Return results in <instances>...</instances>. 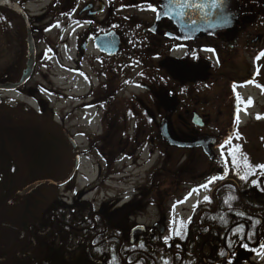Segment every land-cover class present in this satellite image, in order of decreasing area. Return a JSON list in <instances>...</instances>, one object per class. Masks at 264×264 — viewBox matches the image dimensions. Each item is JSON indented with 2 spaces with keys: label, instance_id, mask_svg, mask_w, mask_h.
I'll list each match as a JSON object with an SVG mask.
<instances>
[{
  "label": "flooded vegetation",
  "instance_id": "flooded-vegetation-1",
  "mask_svg": "<svg viewBox=\"0 0 264 264\" xmlns=\"http://www.w3.org/2000/svg\"><path fill=\"white\" fill-rule=\"evenodd\" d=\"M160 2L14 0V37L0 38V60L13 64L8 73H0V127L3 118L38 117L43 123L55 124L60 135L50 136L57 139L46 140L41 149L20 153L10 147L17 145L14 136H0V172L14 171V180L20 170L59 173L60 179L52 180L63 182L77 162L79 165L71 181L62 187L51 185L48 190L49 198L43 206L44 228L38 227L35 219L32 221L31 214H19L20 197L11 201L14 202L12 222L3 224L11 233L0 231L1 249H6L11 241L9 254L3 261L8 260L10 264H135L146 255V247L139 245L141 238L146 239V246L153 251L152 241L160 237L166 241L169 231L176 232L162 213L151 225L140 222L138 213L147 205H155L162 212L166 196L177 198L178 188L193 178L190 171L194 156L197 153L205 156L202 148H174L171 158H165L163 143L169 145L160 137L163 122H167L173 136L182 140L195 141L203 136L217 138L216 145L212 146L214 159L208 158L212 162L216 160L215 149L225 145L227 153L234 144H226V141L233 136H244L239 117L243 110L238 101H232V110L223 118L225 125L218 128L219 118L206 113L207 102L202 98L211 85L223 79L221 69L241 39L242 27L249 23L255 27L257 14L253 10L243 14L242 8L235 31L182 41L172 22L158 21ZM153 8L156 11H152ZM24 16L30 23L31 44ZM263 41V37L256 36L247 41L245 48L256 52L258 43ZM31 51L36 61L33 75L25 85L15 88L26 61L32 59ZM209 53L215 55L217 66L207 60ZM51 61H59L63 72L58 88L45 72ZM82 63L87 64L90 77L82 71ZM168 64L183 67L186 74L177 75ZM69 75L87 78L86 93L80 96L73 93ZM236 83V79L228 83L230 99L235 97ZM133 86L142 88L143 97L149 96L150 100L137 98L139 94L132 100L126 99L122 89ZM51 95L60 106L59 112L52 110ZM162 96L175 100L176 107L166 109L160 101ZM76 114L78 117H74ZM73 121L75 126H72ZM217 136L223 138L221 143ZM3 137L11 138L12 142ZM147 141L150 155L154 150L161 152L156 168L148 169L147 190L138 197H131L129 191L112 196L106 192L107 197L100 203L102 188L115 191L118 184L131 186L146 182L136 176V171L142 167ZM179 153L188 154L182 163ZM188 162L187 176L178 181L180 167ZM252 162L256 166L261 164ZM86 164L97 170V177L80 183L79 174ZM221 175L220 169L214 177ZM208 177L212 178V174ZM167 183L171 187L160 191ZM258 186L264 191V177L259 178ZM153 189L158 192L155 197H149L154 202L147 201ZM127 198L130 200L122 204ZM118 214L123 216L116 217ZM115 218L117 221L113 223ZM139 225L146 227V232L131 238L132 231ZM210 233L208 231L207 235ZM41 240L42 246L36 242ZM116 241L119 242L118 252L123 255L114 261L112 253ZM134 253L141 255L131 262ZM208 264L235 263L231 262L229 254Z\"/></svg>",
  "mask_w": 264,
  "mask_h": 264
},
{
  "label": "trees",
  "instance_id": "trees-1",
  "mask_svg": "<svg viewBox=\"0 0 264 264\" xmlns=\"http://www.w3.org/2000/svg\"><path fill=\"white\" fill-rule=\"evenodd\" d=\"M242 8L243 14L253 10L260 20L264 19V0H242ZM5 37H14V9L0 3V38ZM12 68L11 61L0 60V73H8ZM0 128V136H14V142L17 145L10 147L17 149L19 153L24 150L41 149L45 147L43 143L46 140L55 138L50 136L60 135L55 124L43 123L38 117L3 118ZM3 138L12 142L11 138ZM163 145V156L167 159L171 158L175 149L164 143ZM237 147L233 145L230 151ZM239 149L240 151L235 153L238 161L236 164L233 157L228 155L230 151L224 153L218 165L203 156L206 163L212 165L207 174H212L210 181H214L210 183V189L218 187L215 194L216 200H212L210 204L197 206L190 226L184 232L182 239L173 238L165 243L160 237L157 241H152L154 249L151 251V247L146 246V239L141 238L139 245L146 247V255L135 264H164V261H168V264H208L216 263L229 254L231 262L245 264L262 251L260 244L264 242V191L258 186V180L264 177V173L258 169L264 164L254 165L249 155L241 148ZM243 157H247V164L255 170V174H249V168L243 166L245 163ZM188 164L190 163H186L183 168L180 167L178 181L187 176ZM220 169L222 175L219 179H215L214 176H217ZM241 176H244V179H241ZM46 177L49 178V173L20 170L14 180V171L0 172V231L11 233L3 224L12 222L13 195L28 184ZM229 180L236 181L239 187L236 188L230 183L221 185L223 181ZM52 187L44 185L27 197L18 198L19 214L27 216L31 214L32 221L35 219L37 226L44 228L43 206L49 198L48 190ZM123 214H118L116 217H122ZM116 219L112 222L115 223ZM198 219H200L199 222ZM238 228H242L243 231L236 232ZM208 231L211 232L210 235H207ZM36 242L42 246V240ZM114 243L112 255L116 261L123 253L118 252L119 242ZM10 245L11 241L6 249L0 248V264H10L8 260L3 261L9 254ZM176 252L180 253L181 257L175 258ZM221 252L224 253L223 256ZM140 255V253L132 254L131 262L137 261Z\"/></svg>",
  "mask_w": 264,
  "mask_h": 264
},
{
  "label": "rangeland",
  "instance_id": "rangeland-1",
  "mask_svg": "<svg viewBox=\"0 0 264 264\" xmlns=\"http://www.w3.org/2000/svg\"><path fill=\"white\" fill-rule=\"evenodd\" d=\"M246 26H244L245 28L242 27L243 30L239 33V37L241 39L237 41L236 48L231 55L227 57L226 64L221 69L223 79L211 85L204 92L202 101L207 102V104H205V106H208L205 110L206 113H210L213 118H219L218 122L213 120L218 123V128H222L225 125L223 118L227 116L228 111L231 109L230 106L232 105V101L239 102L241 109L243 110V112L239 113V117L241 125L244 126V136H233L234 138L232 137L231 142L241 148L242 151H245L251 160L264 164V56L261 55V53H264V41L258 43V50L256 52L245 48L248 40L251 41L256 36L264 38V19L260 20L257 17L255 27H251L250 23ZM206 58L211 62V64L217 66L214 54L209 53ZM59 63V61H51L49 62L47 69H45V72L51 75V82L56 88L60 85L61 77L63 75ZM64 63L72 64L70 61H64ZM87 68V64L82 63V71H84V74L87 73L90 77L91 75L87 72ZM69 78H72L70 86H72L74 90L73 93L75 95L80 96L86 93L89 86L87 78L81 76L72 77L70 75ZM233 79H236L237 81L236 86L234 87L235 97L230 99L227 87L228 83L233 81ZM239 79H249L250 81L248 83L238 82ZM122 90L124 91L122 93L126 95V99L128 100H132V98H134L135 95L138 96V94L139 96H136L137 98L145 101L150 100L149 96H146V98L145 96L143 97L145 92L142 88L133 86L129 88L125 87ZM50 100L54 104L52 105V110L54 108L57 112H59L60 106L56 103L55 96L51 95ZM249 101H251L250 105L248 103ZM225 102L230 103L227 104ZM74 117H78V114L74 115ZM257 117L261 118L257 119ZM75 124L76 122L73 121L72 126H75ZM217 137L220 138L219 143H221L223 138L221 136ZM155 143L157 142L155 141ZM222 146L223 145L215 149V165L220 164L223 158L221 153L223 152L224 155L226 151V146ZM150 149L149 142L147 141L143 155L144 160L141 161L142 167L136 171V176H140L141 180L146 182L136 183L131 186L126 183L118 184V189L115 191H112L109 187L102 188L99 190L100 203H102L107 197L106 192H110V195L112 196L123 195L125 192L129 191V194L131 193V197H138L147 190L150 179L148 169L152 166L153 169L156 168L161 161V152L154 150L152 155H150ZM179 155L181 163L188 157L187 153H179ZM211 167L212 165L206 163L204 157L200 153H197L194 156L193 165L190 171L193 178L178 188L177 198H175L176 196L170 197V195H167L163 203L162 212H160L155 205H147L144 210H141V212L138 213L139 221L144 222L146 225H151L160 218V214L162 213L166 221H169L170 226L173 229L175 228L176 232L178 230L180 232V235H176V232L173 233L172 231H169L166 234L165 239H182L197 206L199 204H210V202L215 198L213 190L210 189V179L207 174V171H209ZM96 177L97 170L95 168L92 169L89 164H86L79 174L78 181L80 183L86 182V180L93 181ZM49 178L54 180L60 179V174L49 173ZM204 185H207V188H204ZM170 187L171 185L169 183L164 184L160 191H165ZM136 189L138 190L137 192ZM155 193L158 192L153 189L151 196L147 195V201H149V197H155ZM205 197H207V200H205ZM129 200L130 199L127 198V200H124L122 204L128 202ZM150 200L151 202H154L153 199ZM170 221L173 222L170 223ZM256 262H258V264H264V250H262L257 257L251 258L249 263L245 264H256Z\"/></svg>",
  "mask_w": 264,
  "mask_h": 264
},
{
  "label": "water",
  "instance_id": "water-1",
  "mask_svg": "<svg viewBox=\"0 0 264 264\" xmlns=\"http://www.w3.org/2000/svg\"><path fill=\"white\" fill-rule=\"evenodd\" d=\"M6 6H11L10 0H1ZM187 2L188 6H183ZM200 4V8H196L193 5ZM217 6H213V5ZM241 16V0H161L160 12L158 14V21L162 19H168L176 27L178 32V39L182 41H195L197 39L210 36L215 37L221 32H232L237 29ZM25 23L28 29V41L30 39L31 44V32L30 23L24 16ZM116 37V35H114ZM174 37V36H172ZM32 59L26 61L22 75L16 87H22L32 77L35 68V53L30 52ZM168 67L169 64H168ZM170 67L177 75H185L186 69ZM162 105L168 109L173 110L176 107V101L162 96L160 98ZM198 118V116H196ZM170 147L180 149H197L202 148L204 154L209 159H214V153L212 146L216 145L217 138L203 136L195 141L182 140L177 136H173L164 121L161 126V136ZM70 140V138L68 137ZM71 142H73L71 140ZM78 162L69 177L63 182H56L52 179H40L36 180L23 189L16 192L11 201H14L17 197H26L33 191L43 185H55L56 187H62L67 184L78 171ZM215 193V191H214ZM146 232V227L137 226L131 233V238L135 235H142ZM260 248L264 249V242L260 244Z\"/></svg>",
  "mask_w": 264,
  "mask_h": 264
},
{
  "label": "snow or ice",
  "instance_id": "snow-or-ice-1",
  "mask_svg": "<svg viewBox=\"0 0 264 264\" xmlns=\"http://www.w3.org/2000/svg\"><path fill=\"white\" fill-rule=\"evenodd\" d=\"M183 6L187 7V6H188V3L185 2ZM193 6L196 7V8H200V7H201L200 4H195V5H193ZM213 6H217V5L214 4ZM151 10H152V11H156L155 8H153V9H151ZM261 55L264 56V53H261ZM258 58H259V57H258ZM248 103H249V105H250V104H251V101H249ZM260 118H261V117H257V119H260ZM238 122H239V120H238V118H237V123H238ZM228 143H231V138H230L228 141H226V144H228ZM239 151H240V149H239V147H237V148L233 149L232 151H230V152L228 153V155H230V156L233 157L234 164L238 163V161L236 160L235 153H237V152H239ZM221 155L223 156V152L221 153ZM243 160H244V162H245L243 166H244L245 168H249V174H255V170L251 169L250 166L247 164V157H243ZM258 170H259L261 173H264V165L259 166V169H258ZM217 179H219V178H217ZM241 179H244V176H241ZM212 182H214V181H209V183H212ZM203 187H204V188H207V185H204ZM194 191H198V190H194ZM229 199H231V197H230ZM205 200H207V197H205ZM225 203H228V201H225ZM242 231H243L242 228H238V229H236V232H242ZM234 234H235V233H234ZM176 235H180L179 230L176 232ZM165 243H167V240L165 241ZM140 247H143V245L141 244ZM177 247H178V246H177ZM220 254H221L222 256L224 255L223 252H221ZM164 264H168V261H164Z\"/></svg>",
  "mask_w": 264,
  "mask_h": 264
},
{
  "label": "bare ground",
  "instance_id": "bare-ground-1",
  "mask_svg": "<svg viewBox=\"0 0 264 264\" xmlns=\"http://www.w3.org/2000/svg\"><path fill=\"white\" fill-rule=\"evenodd\" d=\"M14 6V5H13Z\"/></svg>",
  "mask_w": 264,
  "mask_h": 264
}]
</instances>
